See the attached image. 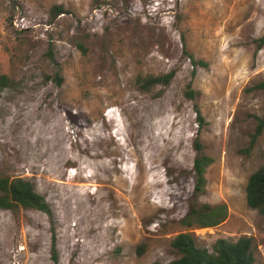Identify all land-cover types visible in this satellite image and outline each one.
I'll use <instances>...</instances> for the list:
<instances>
[{
	"label": "rangeland",
	"instance_id": "obj_1",
	"mask_svg": "<svg viewBox=\"0 0 264 264\" xmlns=\"http://www.w3.org/2000/svg\"><path fill=\"white\" fill-rule=\"evenodd\" d=\"M262 37L264 0H0V176L30 181L53 213L0 209V264H54L52 226L60 264H169L186 232L209 250L253 238L264 264V216L246 200L264 166V132L249 149ZM223 205V223L188 227Z\"/></svg>",
	"mask_w": 264,
	"mask_h": 264
},
{
	"label": "trees",
	"instance_id": "obj_2",
	"mask_svg": "<svg viewBox=\"0 0 264 264\" xmlns=\"http://www.w3.org/2000/svg\"><path fill=\"white\" fill-rule=\"evenodd\" d=\"M56 14L65 13L62 7H56ZM259 48L264 45V37L257 41ZM81 49L84 48L81 46ZM192 62L195 68L204 66V62L194 59ZM175 76V72H170L160 76H148L146 78H138L137 83L141 90L163 85L167 86ZM59 83L62 78H57ZM2 85L7 86L9 79L7 76H2ZM257 89H264V83L258 84ZM186 95L189 99H196L199 95L193 90H188ZM197 113V121L202 126L205 122L201 110L198 106L195 107ZM264 132V116L258 118V124L255 133L252 135L251 149L257 139ZM198 156L195 160V171L198 176V190L204 184V175L206 168L209 165V159L197 150ZM246 200L249 208L256 210L264 216V166L257 169L248 179L246 186ZM38 210L49 217H53L51 207L45 197L38 193L34 185L23 178L10 179L0 176V209L15 211L17 209ZM227 207H205V210L193 209L185 220L188 227H192L196 222L201 228L215 227L223 223L227 218ZM172 248L176 251L179 257L169 264H256V251L253 238L243 237L238 241H228L226 239H218L212 250L198 246L196 237L191 233H180L171 241ZM52 260L54 264H60L57 252V237L56 230L52 226ZM159 264V263H154Z\"/></svg>",
	"mask_w": 264,
	"mask_h": 264
}]
</instances>
